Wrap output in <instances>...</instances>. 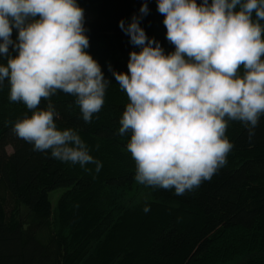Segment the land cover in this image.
Masks as SVG:
<instances>
[{"label": "trees", "instance_id": "trees-1", "mask_svg": "<svg viewBox=\"0 0 264 264\" xmlns=\"http://www.w3.org/2000/svg\"><path fill=\"white\" fill-rule=\"evenodd\" d=\"M76 2L95 13L84 24L85 51L110 84L91 123L82 120L75 97L57 92L51 100L58 129L76 130L102 167L96 172L94 164L61 162L17 138L13 124L31 112L10 102L5 81L0 86V264H228L236 259L264 264V116L251 137L243 123L229 122L225 135L234 147L226 165L192 191L178 196L174 189L138 184L126 148L131 134L118 133L129 101L109 65L127 74L129 53L140 47L130 43L119 22L126 28L139 17V27L165 55L175 47L166 39L157 0ZM144 3L147 15L140 13ZM17 35L14 28V42ZM9 54L16 55L11 46ZM55 190L63 192L53 207Z\"/></svg>", "mask_w": 264, "mask_h": 264}, {"label": "clouds", "instance_id": "clouds-1", "mask_svg": "<svg viewBox=\"0 0 264 264\" xmlns=\"http://www.w3.org/2000/svg\"><path fill=\"white\" fill-rule=\"evenodd\" d=\"M157 11L175 51L165 55L133 16L119 27L140 51L129 53L127 74L109 71L129 101L118 133L131 134L135 181L180 196L226 165L234 147L225 135L230 121L243 123L251 137L264 116V0H157ZM140 13L147 15V3ZM84 33L76 0H0V86L7 81L10 102L31 112L13 133L34 151L99 172L101 162L78 132L58 129L51 100L57 92L75 97L85 123L104 105L110 82L85 51Z\"/></svg>", "mask_w": 264, "mask_h": 264}, {"label": "rangeland", "instance_id": "rangeland-1", "mask_svg": "<svg viewBox=\"0 0 264 264\" xmlns=\"http://www.w3.org/2000/svg\"><path fill=\"white\" fill-rule=\"evenodd\" d=\"M79 7L84 10V24L94 18L95 13L91 8L86 7V6H79ZM7 151L11 152V149L7 148ZM62 192H63L62 190H55V191L50 193V200H51L53 207L56 205V202H57L58 198L60 197V195L62 194ZM140 199H141V197L138 196L137 200H140ZM237 261H239V259H236V260H234L228 264H238V263H236Z\"/></svg>", "mask_w": 264, "mask_h": 264}]
</instances>
